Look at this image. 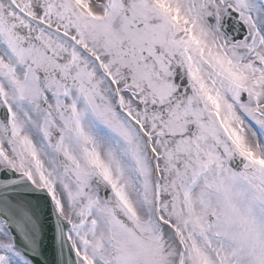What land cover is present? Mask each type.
I'll return each instance as SVG.
<instances>
[{
	"label": "snow or ice",
	"instance_id": "1",
	"mask_svg": "<svg viewBox=\"0 0 264 264\" xmlns=\"http://www.w3.org/2000/svg\"><path fill=\"white\" fill-rule=\"evenodd\" d=\"M0 264H264V0H0Z\"/></svg>",
	"mask_w": 264,
	"mask_h": 264
}]
</instances>
